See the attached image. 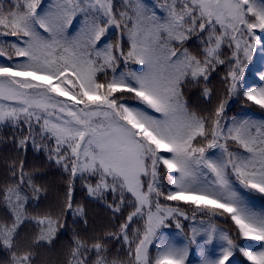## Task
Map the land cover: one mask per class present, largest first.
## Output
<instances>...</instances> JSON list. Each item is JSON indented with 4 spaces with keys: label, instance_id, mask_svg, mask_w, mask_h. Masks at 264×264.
<instances>
[{
    "label": "snow or ice",
    "instance_id": "1",
    "mask_svg": "<svg viewBox=\"0 0 264 264\" xmlns=\"http://www.w3.org/2000/svg\"><path fill=\"white\" fill-rule=\"evenodd\" d=\"M255 55L264 81V0H0V126L13 130L18 154L0 181V264H54L42 250L55 248L67 217L88 225L78 184L104 203L109 223L74 229L56 264H189L193 247L202 264H231L237 253L264 264V212L244 194H264V121L226 115L233 97L264 109V87L244 83ZM130 62L143 70H127ZM219 65L222 93L209 86ZM189 84L209 107H190ZM29 147L43 163L26 167L19 157ZM53 163L55 194L45 182ZM184 221L198 225L183 244L162 231L183 233ZM114 242L123 258L111 255Z\"/></svg>",
    "mask_w": 264,
    "mask_h": 264
},
{
    "label": "trees",
    "instance_id": "2",
    "mask_svg": "<svg viewBox=\"0 0 264 264\" xmlns=\"http://www.w3.org/2000/svg\"><path fill=\"white\" fill-rule=\"evenodd\" d=\"M116 33L112 34L108 40H115ZM199 42L197 41L196 37H191L187 43L186 47L190 50H195L198 47ZM118 68L117 70H119ZM122 69V68H121ZM124 70V69H123ZM227 68L226 65H219L215 72H213L212 76L210 77V87L217 90L218 93L223 92L222 86V79L226 74ZM201 86L189 84L188 87L185 89V98L189 102L190 107L193 110L202 111L209 107L206 103L203 102V98L200 95ZM130 104H136L135 101H128ZM244 111H251L258 116L264 117V109L256 106L252 102H245L243 98L233 97L228 102V107L226 108V115L229 118H234L238 114ZM13 134V130L10 127H3L0 126V181H3L8 173H7V166L11 163L13 159L18 157V154L14 151L12 144L10 143L11 136ZM26 161V167L31 168L33 165H39L44 162L45 154L42 151H35L31 147L27 149V151L20 156ZM46 181L45 182H55V189L54 194L56 192H60L62 188L61 183V173L60 170L54 165L46 166ZM94 182V181H93ZM161 182L167 185L166 179L162 176ZM54 194L48 197V200H52L54 198ZM254 200L258 201L264 207V196L258 194H252L251 196ZM76 200L84 204L87 209V219L88 225L85 226L80 217H72L68 216L66 221V227L60 232L58 239L56 241V246L50 252L48 250H42L43 252L47 253L48 257L56 264L58 260L61 258L62 252L65 249L66 245H68L73 236V230L75 229L77 232H82L85 227H87L89 233L95 232L99 230L102 226L107 225L110 219V212L105 207L104 203L98 200H95L91 197L87 196L86 189L81 187L79 184L77 185L76 192H75ZM41 206H44L47 201H40ZM171 204H176L177 202H168ZM36 202H32L30 207H35ZM5 214V209L0 207V215ZM204 219H208L205 217ZM214 224L218 225L220 228L228 231L233 237L236 236V232L234 230V225L229 221L225 222L223 218H216L212 221ZM187 233V230H184ZM239 243L241 240L238 241ZM113 251L111 255L122 256V249L118 243H113L112 245ZM7 257V253L3 250H0V260H4ZM237 257L243 264H250L244 257L237 253Z\"/></svg>",
    "mask_w": 264,
    "mask_h": 264
},
{
    "label": "rangeland",
    "instance_id": "3",
    "mask_svg": "<svg viewBox=\"0 0 264 264\" xmlns=\"http://www.w3.org/2000/svg\"><path fill=\"white\" fill-rule=\"evenodd\" d=\"M145 2L151 6V5H154L157 2V0H145ZM157 13H158V15H164V13L160 9H157ZM76 27L78 28L79 24H77ZM74 31H75V29L69 28V35H72L74 33ZM114 33L115 32H113L112 34H114ZM108 38H106L103 41V43L109 42ZM261 59H262L261 57H259L258 55H255L253 58V63L249 65L248 70H246V72H245L244 83H245V86L247 88L264 87V81H261L259 78V75L257 74V69L260 68V66H261V64H260ZM121 70H123V69L120 68L117 71H121ZM127 70L142 71L143 66L135 65V64H132L130 62ZM256 106H258V105H256ZM237 116H239L241 118H247V119L255 120V121H264V117L258 116L257 114H255L251 111H244V112L238 114ZM230 148H232L233 150H237L235 145H230ZM210 151L215 153V152H218L219 150L214 149V150H210ZM244 194L247 197L250 206L254 210H256L258 212H264V207L258 201L254 200L251 197L252 194H258L259 195V193H248L247 191H244ZM260 195L264 196V194H260ZM208 222H209L208 219H204L205 225H207ZM184 224H185L184 230L186 229L187 233H185V232L181 233L179 229L175 228L174 224L170 228L163 229L162 231L165 233V235L168 238L173 239L177 244H183L186 242L185 235H190V233H191L192 224L198 225V221H196V222L184 221ZM216 226L218 228H220L218 225H216ZM220 229H223V228H220ZM203 239H204L203 236L198 237V240L201 242V244L203 242ZM219 244H220V242L217 240V241H214L212 245L206 246L208 249L209 257H213L214 255L219 254ZM240 244L242 246L248 248L249 250H259L260 249V242H257V241L241 239ZM150 251H152V250H150ZM153 254H155L154 251H153ZM238 259L239 258L237 257V254H235L234 258L231 259V264H242ZM202 260H203V257H201V255L199 253V249L196 247H193L190 251L189 264H202ZM248 262L251 264L250 261H248Z\"/></svg>",
    "mask_w": 264,
    "mask_h": 264
}]
</instances>
